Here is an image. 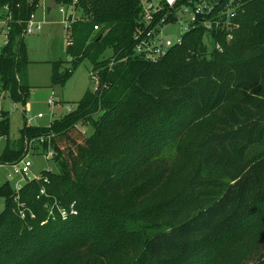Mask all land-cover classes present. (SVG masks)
Here are the masks:
<instances>
[{
  "label": "trees",
  "instance_id": "trees-1",
  "mask_svg": "<svg viewBox=\"0 0 264 264\" xmlns=\"http://www.w3.org/2000/svg\"><path fill=\"white\" fill-rule=\"evenodd\" d=\"M40 1L0 0V17L12 16L1 81L23 106L31 90L24 30ZM141 1L56 0L79 17L70 59L53 62L52 82L64 85L87 59L99 84L49 126L25 119L14 140L3 111L0 165L51 152L57 170H42L19 193L8 176L0 185V264H264V150L253 153L264 143V0L231 4L239 26L229 41L225 29L200 25L157 61L133 52ZM208 1L225 12L231 3ZM218 42L223 50L207 53ZM233 91L238 98L219 113ZM187 105L199 122L186 134L197 139L184 160L192 174L166 168L153 125ZM72 205L77 212L62 217L59 207Z\"/></svg>",
  "mask_w": 264,
  "mask_h": 264
},
{
  "label": "rangeland",
  "instance_id": "rangeland-1",
  "mask_svg": "<svg viewBox=\"0 0 264 264\" xmlns=\"http://www.w3.org/2000/svg\"><path fill=\"white\" fill-rule=\"evenodd\" d=\"M230 2L228 8L232 7V9H235L236 6L233 7L231 5L235 4V0H230ZM70 12L72 11L68 10V14ZM36 15L42 21L41 30L27 34L24 37L30 60L27 66V74L31 90L27 104L23 106L21 103H15L10 95H7L5 101V109L9 111L10 115L9 136L12 140L19 137L20 128L25 119L34 118L33 125L49 126L55 119H59L65 113L74 110L87 89L95 90L97 87V80H94L93 74L91 75L92 63L87 59L79 64L64 85L52 82L53 62L70 59L67 54L68 33L65 28V13L60 11V5L56 0H41ZM75 16L79 17V13H76ZM225 31L226 40L229 41L228 37L231 34V28L226 25ZM182 33L178 24H174L166 30V36L172 40L180 37ZM2 41L3 39L0 40V43ZM111 55L112 50L108 48L105 51V57L109 58ZM64 65L67 66L69 63L65 62ZM52 96L54 101L50 102L49 100ZM238 96V92H231L219 113ZM69 107L72 110H69ZM38 113H42L44 116L39 118L37 117ZM198 124L199 122L194 120L192 109L189 105L183 107L181 115L176 114L171 117L163 116L155 119L153 125L160 128V135L162 136L160 142L165 147L159 157L163 159L162 162H164L166 168H176L178 166L182 172L187 170L191 174L193 173L194 169L188 164L186 166L184 160H186L187 153L197 144V139L188 141L186 134L188 131L191 132L192 128ZM80 128L88 136L94 131L93 126L89 124L80 125ZM197 135L198 133L196 132L195 136ZM6 141L5 137L0 138V151L4 148ZM257 149L264 150V143L253 149L254 154L257 153ZM29 158L33 163L31 178L39 176L41 171L45 169L57 170L52 160H48L40 154L31 153ZM11 169V167L0 168V185L8 179L7 171ZM4 208L5 199L0 196V213Z\"/></svg>",
  "mask_w": 264,
  "mask_h": 264
},
{
  "label": "built area",
  "instance_id": "built-area-1",
  "mask_svg": "<svg viewBox=\"0 0 264 264\" xmlns=\"http://www.w3.org/2000/svg\"><path fill=\"white\" fill-rule=\"evenodd\" d=\"M76 2V0H75ZM219 3L216 1L215 5L213 2L208 0H197L192 1L189 4H179V0H142L141 9H140V18H139V27L134 34V47L133 52L135 55H138L146 60L157 61L165 57L170 50L177 45H181L183 42L184 35L191 29L197 28L200 25H203L207 31L216 30L222 31L225 29L226 25L231 28V34L228 37V40L232 38L233 31L239 26L235 22L234 17L236 16L235 11L231 7L228 8V11L217 10L216 5ZM226 6H229L226 5ZM216 7V8H215ZM223 9V8H221ZM226 9V8H225ZM68 10L72 11L68 14ZM8 6L4 7L3 12H8ZM60 11L65 13V28L68 33L67 40L72 41L71 36V25L72 22L78 18L74 14L75 8L60 6ZM216 12V13H215ZM216 15H214V14ZM213 15L214 19L208 17ZM12 20L11 14H6L0 17V40L3 39L0 43V51L3 45L7 44L9 41V32L11 29L10 22ZM178 24L182 34L180 37L172 40L166 36V30L168 27ZM42 21L37 18L36 13L31 15V18L27 22V27L24 30V34L34 33L41 30ZM99 28L98 25H95V29ZM218 49L219 51L223 50L222 45L218 42L214 45L210 44L207 53L212 52L213 48ZM127 60V57L123 58H112L110 64L118 63L121 61ZM94 80H97V87L99 84V74L97 71H92ZM95 89V90H96ZM9 95V91L3 87L1 81V68H0V118L5 110V101L6 97ZM50 102L54 101L52 96L49 100ZM69 110H72L69 107ZM44 115L38 113L37 117L41 118ZM34 118H28L27 123L31 125ZM50 135H53L51 133ZM51 137H48V140ZM43 139V138H42ZM52 155L50 152L45 158H49ZM32 161L29 158V155H26L17 163L13 164H3L0 167H11L12 169L7 172V176L12 179L14 182V188L19 193L20 189L24 186L25 182L33 178H38L39 176L30 177L32 172ZM47 182L48 180L45 179ZM41 194L46 193L45 188L41 189ZM19 194L16 195V200L18 201ZM55 204H58L55 202ZM60 214L62 217H66L69 213H76L77 210L74 209L73 205L70 207V210L66 208L59 207ZM21 216L25 217L26 213L22 210ZM34 216V215H33Z\"/></svg>",
  "mask_w": 264,
  "mask_h": 264
}]
</instances>
